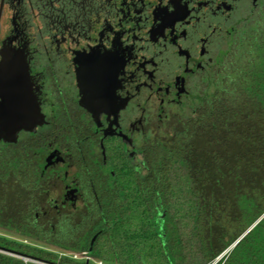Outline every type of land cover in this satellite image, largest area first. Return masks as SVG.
<instances>
[{"label":"flooded vegetation","instance_id":"flooded-vegetation-1","mask_svg":"<svg viewBox=\"0 0 264 264\" xmlns=\"http://www.w3.org/2000/svg\"><path fill=\"white\" fill-rule=\"evenodd\" d=\"M263 7L0 0V120L29 123L0 126V152L33 174L34 218L54 228L103 213L115 173L147 170L155 135H173L217 91Z\"/></svg>","mask_w":264,"mask_h":264},{"label":"trees","instance_id":"trees-1","mask_svg":"<svg viewBox=\"0 0 264 264\" xmlns=\"http://www.w3.org/2000/svg\"><path fill=\"white\" fill-rule=\"evenodd\" d=\"M173 133L147 170L115 173L103 213L54 228L34 218L21 156L1 151L0 226L50 248L0 234V264H208L238 239L225 264H264V7L217 91Z\"/></svg>","mask_w":264,"mask_h":264},{"label":"rangeland","instance_id":"rangeland-1","mask_svg":"<svg viewBox=\"0 0 264 264\" xmlns=\"http://www.w3.org/2000/svg\"><path fill=\"white\" fill-rule=\"evenodd\" d=\"M188 114H189V115H192L191 112H188ZM178 125L180 126L181 123L178 124ZM172 131H173V129H172V130H169L168 133H169V132H170V133H169L168 135H155V137H158V138H160V139H162V140H164V141H168V140L170 139V137H171V133H172ZM5 223H6L7 225H5L4 228L0 226V234L6 235V236H8V237H10V238H16V239H19V240H23V241H28V240H29L28 242H30V243H33V244H39V245H43V246H45V247L50 248V247H49V246H50L49 244H46V243H42V244H41V242H39V241H36V240H33V239H26V238L22 237V235L16 233V232H18L17 230L12 229L11 227L8 226V223H9L8 220H7ZM55 251H56L57 253H59V255H63V254H64L61 250L56 249Z\"/></svg>","mask_w":264,"mask_h":264},{"label":"water","instance_id":"water-1","mask_svg":"<svg viewBox=\"0 0 264 264\" xmlns=\"http://www.w3.org/2000/svg\"><path fill=\"white\" fill-rule=\"evenodd\" d=\"M25 109H29V107H26ZM22 116V115H21ZM28 122L27 121H25V120H23V121H21V120H18L17 122H15V123H10V124H7V123H5L4 121H2V120H0V126H2V127H5V126H10L9 128H10V130L11 131H14V130H18V129H20V128H22V127H26V126H28ZM254 226V224L246 231V233L252 228ZM243 236V235H242ZM238 241H239V239H238ZM237 241V242H238ZM3 251H5V250H3ZM5 252H8V253H10V254H13V255H16V256H18V257H22V258H24L25 260H32V261H36V262H41L40 260H38V259H36V258H31V257H27V256H23L22 254H16V253H14V252H9V251H5ZM89 262V261H88ZM43 263V262H42ZM47 264V263H46Z\"/></svg>","mask_w":264,"mask_h":264},{"label":"built area","instance_id":"built-area-1","mask_svg":"<svg viewBox=\"0 0 264 264\" xmlns=\"http://www.w3.org/2000/svg\"><path fill=\"white\" fill-rule=\"evenodd\" d=\"M238 240H236L234 243L223 249L218 255H216L208 264H225L227 259L229 258L234 246L236 245ZM75 258H78L77 255H74ZM86 258H89V256H85ZM99 264H104L103 261H98Z\"/></svg>","mask_w":264,"mask_h":264}]
</instances>
